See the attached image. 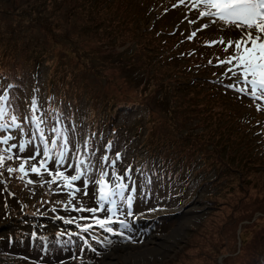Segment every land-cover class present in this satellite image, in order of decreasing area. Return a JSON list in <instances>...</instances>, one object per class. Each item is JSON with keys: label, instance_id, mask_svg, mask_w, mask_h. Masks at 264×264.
<instances>
[{"label": "rangeland", "instance_id": "rangeland-1", "mask_svg": "<svg viewBox=\"0 0 264 264\" xmlns=\"http://www.w3.org/2000/svg\"><path fill=\"white\" fill-rule=\"evenodd\" d=\"M113 1L109 2L113 3ZM125 2L129 3L130 7H144L145 15L135 20V26L131 21L128 26H124L122 34L134 31V36L131 35L126 39L121 35L118 40L114 38L112 42L107 43L104 40L105 33L102 34L103 32L99 31L97 34L93 30L87 31L91 24L94 25L97 21L109 17L110 13L104 11V8H107L105 3L101 4L97 0H0V95L4 92L9 94L10 105H7L10 107L9 118L11 115L21 117L29 115L30 100L35 97L42 110H48L49 115L46 119L49 125L54 123L52 109H59L71 115V120L66 123L75 127L74 139L79 140L86 128L94 126V123L100 120L98 112L103 107L101 103L103 99L110 103L125 102L131 97L139 99L135 88L145 78L146 66L151 65L153 69L157 67L155 66L156 58L154 56L152 58L147 50L145 54L143 47L137 46L138 41H135L138 33L146 27L158 22L157 29H161L165 37L170 35L169 39L176 45L159 49L161 56L158 60L159 67L164 62L171 63V66L182 63L183 72L189 62L191 69L193 68L192 63L196 64L197 70L195 71H198L199 75L204 74L203 72L214 64L212 60L220 58L217 53L211 56L206 47L217 46L214 51L219 50L218 47L224 43V40L228 41L239 31H234L230 26H223L222 23L210 24L208 28H203L202 25L209 22L208 18L199 17L202 5L194 7L193 0H125ZM114 20H110L113 22L112 25L115 23ZM192 20H196L197 23H190ZM166 23L167 28H162V25ZM121 24L117 25L121 26ZM116 27L113 28L116 29ZM193 31L196 32L195 36H191ZM144 40H140V43H144ZM122 41L126 43L121 46L119 42ZM247 46L250 47V43ZM106 47L108 50L103 52L101 48ZM209 61L212 63H208ZM164 68L163 66L157 71L160 72L162 80H166L169 71L172 70ZM213 71H217L215 76L222 74L221 65L216 66ZM230 84H232L231 80H228L225 85L226 90L215 89L214 92L218 96L213 98L214 102L211 104L216 111H209V108L205 109V112L194 113L190 118L182 117L179 119L182 124L177 126L173 122V113L170 116L165 111L156 110L157 114L153 115L155 121L152 122L157 127L155 132H162L164 137H168L175 130L191 132L198 138L195 141L197 144H203L204 140V153L206 151L216 153L214 144L217 149L222 148L223 155H228L230 153L227 154V151L223 150L226 147L223 146L225 142H230L231 137L226 133L229 128L226 132H221V127L236 121H243L248 128L250 142L252 141L253 145L257 144L256 154H263L255 164L257 168L253 167L252 170L255 180H258L257 169L261 176L255 188L251 189V186L239 182L238 177L227 167L218 181L201 184L202 181L194 174V168H190L187 162H184L183 167H177L179 169L177 172L174 170L172 172L169 162L165 163L162 158L160 159L161 166L155 158L152 165L157 173H154L150 166L146 167L147 171L139 180L137 175L133 174V179L138 186V193L134 194L136 196L132 209L134 214L127 218L113 219L114 221L124 220L128 223V228L113 229L111 233L101 229L107 235L108 240L104 239L106 242H103L105 245L100 247L87 245L85 251L74 252L69 248L70 244L66 242L62 246L50 244L51 247L47 246L43 250L34 249L33 251L24 245L16 249L11 248L10 239L6 237L0 242V263L9 264L10 261L14 262L15 258L19 257L20 264H162L175 258L192 229H197L207 216L213 218L211 214L220 212H227L228 215L225 214L230 223L227 232L232 231L231 235L224 232L225 246L236 245L238 252L240 228L245 225H247L245 234L251 242L256 241L258 236L256 232L261 237L264 236L262 233L264 222H259V218L264 216V210L253 211L257 205L253 202L254 199L259 200L261 205L264 203V99L254 100L250 91L244 93L245 96L237 97L238 91L229 87ZM242 87H244L243 84ZM203 93L204 91L198 93V99ZM47 96L50 97L46 99ZM40 114L37 113V115ZM138 114L142 117L147 115L145 109L140 106L137 109L130 108L129 111L122 109L111 114L116 119L103 125L99 131L103 133L102 136L94 137L92 147L98 149L97 157L101 154L106 155L107 152L103 149L108 142H111L113 150L110 153L116 150L121 151L123 147L124 150L121 153L127 154L123 165L130 162L133 154L131 134L133 135L134 128L132 122ZM207 115H211V119L202 128L201 125ZM18 123H21L26 130H34V126L26 120H18ZM218 130L222 133L219 138ZM110 131L112 132L111 137L107 138V133ZM13 134L16 138L10 143L30 139L29 136L21 135L12 128L6 129L0 134V138L3 135ZM5 147L7 146L0 145V148ZM37 147L42 152L43 145L38 140L26 146L24 153L14 149V156L20 158H14L12 161L6 160L3 165H0V172H2L0 175V211L3 210L8 200V189H15L16 183H20L26 192H29L28 189L34 192L38 189L39 183V185H46L50 181V177L43 169L40 176L30 171L32 164L39 166L38 161L43 159L42 155L25 164V169L29 174L23 179L19 178L21 177L19 171L13 172L11 177L7 172L8 167L18 169L24 159L31 155ZM29 148L32 151H29ZM70 163L73 167L65 165L61 168L65 175L69 176L75 174L73 168L76 161L70 159ZM46 165L50 170L55 167L52 160L47 161ZM123 165H118L117 169H122ZM214 176L215 174L210 172L206 178L211 180ZM147 178L152 179L151 184H146ZM29 179L34 183L27 184L26 181ZM253 182L251 178L250 183L253 184ZM81 184L82 180L73 182L72 192L77 187H81ZM243 187L250 190L248 191L250 195L244 199L248 202L242 207L234 208L233 211L229 209L223 212L227 204L236 202L235 199L239 197L238 192L241 193ZM87 191L90 202L98 207L91 183ZM75 194L81 197L82 193ZM72 200L73 198L70 202ZM151 208L158 210L149 211ZM126 211V205L120 204L119 214L123 215ZM97 216L103 218L104 213H97ZM233 231L234 238H232ZM119 232H122L123 236L116 234ZM30 239V235L27 236L26 245L31 244ZM230 250L232 249L228 248L222 253L215 254L213 256L215 264H226L224 258L234 253ZM261 260L264 264V253Z\"/></svg>", "mask_w": 264, "mask_h": 264}, {"label": "trees", "instance_id": "trees-1", "mask_svg": "<svg viewBox=\"0 0 264 264\" xmlns=\"http://www.w3.org/2000/svg\"><path fill=\"white\" fill-rule=\"evenodd\" d=\"M97 1L101 4H106L105 6L107 8H104V11L109 12L110 15H108L109 17H106L105 20H99L94 25L91 24V26L87 28V31L93 30V32L97 34H99V31H101V33L103 32L102 34L105 33L104 40L107 43L112 42L114 38L118 40L121 35L122 38L125 36L126 39L130 38L131 35H135L134 31L122 34V30L124 26H128L130 21L134 23L135 20L145 15V9L143 10L144 7H130L128 5L129 3H126L127 1L125 2V0H114L113 3L109 2L110 0ZM112 19H115L114 25H112L113 22H110ZM117 24H121V26ZM167 25V23L162 25V28H167ZM113 27H116V29ZM157 27L158 22L156 24L152 23L150 27L148 26L138 33V37L135 39V41L139 43L140 40L145 39L144 43H140L139 45L137 42L136 44L139 47H143L145 54L147 50L152 58H156L155 66H157L154 67V69L151 68V65L146 66L145 78L141 80L135 88V91H138L139 99L131 97L130 100L117 103H110L103 99L101 102L103 107H101V110L98 112L100 120L97 121L98 123H94V126H90L84 130L82 135L83 139H89L93 133L95 135L91 136L92 141H94V137L98 135L102 136L103 133H99V131L103 128V125L116 119L113 118L111 115L112 113L119 112L122 109L129 111L130 108L137 109V107L140 106L145 109L147 115L142 117L141 114H138L132 122V127L134 128L133 135L131 134L133 154L128 163L136 169L132 175H137L138 180L142 178V175L147 171L145 170L146 167L151 166V170L157 173V170H155L152 165V161L157 158L158 163L161 164L160 159L163 158L165 163L169 162L172 172L173 170L177 172V170H179L177 167L181 168L184 166V162H187L190 168H194V174L202 181L201 184L218 181L222 178L221 175L225 172L227 167L229 171L234 172L239 182L251 186V189L255 188L260 182L261 176L257 169L258 180H255L252 170L253 167H256L255 164L258 163L263 154H256L258 149L257 144L253 145L252 141L250 142L248 128L243 121H236L221 127V132H226L229 128L226 133L231 139L229 143L225 142L223 146L226 147L225 149L223 148V150L227 151V154L230 153L228 155H223V153H221L222 148L220 147L217 149L214 144L213 146L216 153H208L207 151L204 153V140L203 144H197L195 141L198 138L193 136L191 132L175 130L168 137H164L162 132H155L157 127L152 122L155 121L153 115H156V112L160 110L165 111L170 114V116L173 113V122L175 125L180 126L182 123L179 119L182 117H185L184 119L190 118L194 113L205 112L204 110L209 108V111H216L211 104V102H214L213 98L218 96L214 91L215 89L226 90L225 85L228 80H231V83L236 84L237 87L243 88L242 83L233 77L231 73L225 74L229 65L219 63L220 60H226L228 56L234 54V44L232 47L228 48L227 51L224 50L225 47H227V40H224V43L219 45V50L214 51L217 46L206 47L210 51L211 56L217 53L220 58L218 57V60L214 59L215 61L212 60L214 64H211L212 66L203 72L204 74L202 75H199L198 71H195L197 70L196 64L192 63L193 68L191 69V64L188 62L186 64L187 68L182 72V63L180 65L171 66V63L168 64L164 62L161 67L164 66V69L171 68L172 70L169 71L168 78L162 80L160 79V72H157L158 69L161 68L158 65V60L161 57L159 49L175 47L176 45L169 39L170 35L165 37L161 33L162 30H158ZM145 36L147 37L144 38ZM125 43L126 42L122 41L119 42V45L122 46ZM101 50L106 52L108 48H101ZM218 65H221L222 74L215 76L217 71L214 72L213 70ZM151 84L152 87H150ZM248 90L250 91V87ZM201 91H204V93L202 97L198 99L197 95ZM242 95H244V92L238 91L236 94L237 97ZM49 97L50 96H47L46 99ZM206 117L201 125L202 128L209 123L207 121L211 119V115H207ZM234 118L236 119V117ZM141 120H143V122L140 123ZM112 130L115 131V129H111V131ZM111 131L107 133V138L111 137ZM221 132L219 130L217 131L218 138L221 137ZM79 140H81V138ZM243 140L245 142H243ZM123 150L124 148L122 147L120 152H123ZM106 155H109L110 158H114V153L107 152ZM258 155L261 156L258 157ZM260 166L263 167L262 165ZM260 166H258V168ZM248 169H250V171H248ZM121 170L122 169H117L118 173ZM159 172L161 171L159 170ZM210 172L215 174L213 177L215 180L213 181V178H211V180L206 178L207 174ZM109 173H111V169H109ZM251 178L254 180L253 184L250 183ZM51 180L52 177H50V181ZM39 184L38 189L34 192H30L28 188L29 192H26L20 183L15 184V189H8V200L3 210L0 211V227H2V229H0V242H2V239L9 237L11 248L16 249L24 245L33 251L34 249L43 250L47 246L51 247L52 245L62 246L63 243L66 242L70 244L69 248L74 252H78L79 250H82V252L85 251L87 245L94 247L105 245L103 242H106L104 239H107V235L104 234L98 226L94 225L92 214L86 210L83 212L73 210L76 208L87 209L97 207L93 205V202H90L88 195L85 196L81 194V197H78L74 193V195L70 196L69 192H72V190L63 188L64 181L58 178L54 184ZM91 185L92 189H94L96 199H98V185ZM248 191L250 190L247 187H243L241 193L238 192L239 197L235 199L236 202L227 204L223 212L229 209L233 211L234 208L242 207L244 203L248 202L244 200L246 196L250 195ZM72 198L73 200L70 202ZM258 201L259 200L256 199L253 200V202L257 203L253 211L264 210V203L261 205ZM225 213L227 214V212ZM225 213L220 212L218 214H211L213 218L207 216L197 229H192L190 231L187 241L180 247L175 258L167 260L162 264H215L213 256L222 253L224 250H228V248L232 249L230 252L234 253L224 258L226 264H263L261 258L264 253V236L261 237L259 233L256 232L258 235L257 239L255 242H251L248 240L247 234H245L247 225L240 228V246L238 252L235 248L236 245H233V247L225 246L226 242H223V240L226 238V235L224 232H227L230 224L227 221L228 214L226 215ZM81 217L87 219H81ZM119 217L127 218L126 215H121L118 212L113 219H118ZM67 220H72L73 223H65ZM261 221L264 222V216L259 218V222ZM89 223L94 225L93 228L86 233H81L80 229ZM77 225H80V227H77ZM111 227L114 230H119L121 228L120 224L115 225V223H113ZM230 232L232 231H228L227 233L231 235ZM262 233H264V231ZM234 234L233 231L232 238L235 237ZM29 235L31 237L29 242L31 244L26 245L25 240ZM81 235L84 239H80ZM85 241H87V243H85ZM18 259L19 257L15 258V261H10L9 264H20V259Z\"/></svg>", "mask_w": 264, "mask_h": 264}, {"label": "snow or ice", "instance_id": "snow-or-ice-1", "mask_svg": "<svg viewBox=\"0 0 264 264\" xmlns=\"http://www.w3.org/2000/svg\"><path fill=\"white\" fill-rule=\"evenodd\" d=\"M201 5L202 9L199 12V17L208 18L210 22H205L202 25L203 28H208L210 24L222 23L223 26L232 27L234 31L239 30L232 38L228 39L227 47L224 49L227 51L234 44V54L228 56L226 60H220L219 63L229 65L225 74L231 73L244 87H237L236 84H230L229 87L247 93L249 91L247 86L250 85L251 97L254 100L264 99V0H193L194 7ZM190 23L196 24L197 21L192 20ZM195 35L196 32L193 31L191 36ZM220 43H223V41H220ZM249 43L250 47L247 46ZM7 105H10L9 94L4 92L0 95V134L6 129L12 128L21 135L29 136L30 139L27 141L21 140L19 143H10L16 138L15 135H3L0 138V145H6L7 147L0 148V165H3L6 160L12 161L14 158H20L14 156V149L24 153L26 146L37 140L43 145L42 152L38 147L34 151L29 148L32 154L24 159L18 169L8 167L9 177L16 171L21 173L20 179L27 177L29 173L25 169V164L31 160H36L38 156L42 155L43 159L38 161L39 166L32 164L30 171L40 176L43 169L49 177H52V180L48 181L49 185L58 178L64 181V187L72 189L73 182L82 180L81 187H77L74 192H69L70 196L74 193H82L86 196L90 183L98 185L99 195L96 200L98 207L76 208L73 210L88 211L92 214L95 226L108 233L113 232L111 227L113 223L118 222L122 229L128 228V224L124 220H113V217L120 210V204L127 207V211L123 213L124 215L132 216L134 214L132 211L133 201L136 198L134 194L138 193V186L132 175L136 169L131 164L123 165L127 154H122L119 150H116L114 158L104 154L97 157L96 152L98 149L92 147L91 136H94V133L91 134L89 139L81 137V140H75V127L70 123H66V121L71 120V115L65 114L59 109H52L54 123L49 125L46 119L49 112L46 109L42 110L35 97L30 100V114L27 116L11 115L9 118L10 107ZM37 113L41 114L37 115ZM18 120H26L34 126V130L24 129L21 123H18ZM112 150L113 144L111 142H108L103 149L104 152H112ZM70 159L75 160L76 163L73 168L75 174L69 176L65 175L61 168L65 165L73 167ZM93 159H95V163H93ZM49 160L54 162V169L50 170L47 167L46 162ZM118 165H123L119 173L117 171ZM109 169H111V173H109ZM0 175H2V172H0ZM93 175H95V179H93ZM26 183L33 184L34 181L29 179ZM151 183L152 179L147 178L146 184ZM157 210V208L149 209L152 212ZM99 212L104 213L103 218L97 216ZM81 219L87 218L81 217ZM65 223L71 224L73 221L67 220ZM93 226L91 223L85 225L80 229L81 233L88 232ZM77 227H80V225H77ZM116 234L123 236L122 232ZM124 238L127 239V237ZM80 239H84V237L81 235Z\"/></svg>", "mask_w": 264, "mask_h": 264}]
</instances>
